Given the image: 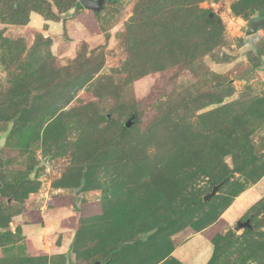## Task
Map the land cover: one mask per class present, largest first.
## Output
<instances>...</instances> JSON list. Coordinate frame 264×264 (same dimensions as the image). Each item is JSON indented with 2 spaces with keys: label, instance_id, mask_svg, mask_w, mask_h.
<instances>
[{
  "label": "rangeland",
  "instance_id": "1",
  "mask_svg": "<svg viewBox=\"0 0 264 264\" xmlns=\"http://www.w3.org/2000/svg\"><path fill=\"white\" fill-rule=\"evenodd\" d=\"M263 14L0 0V264H264Z\"/></svg>",
  "mask_w": 264,
  "mask_h": 264
},
{
  "label": "water",
  "instance_id": "2",
  "mask_svg": "<svg viewBox=\"0 0 264 264\" xmlns=\"http://www.w3.org/2000/svg\"><path fill=\"white\" fill-rule=\"evenodd\" d=\"M106 1H109V0H82L81 4L86 10L99 12L102 9L103 3ZM263 27H264V14L259 17L249 20L246 31H245V36H251V35L256 34L257 31H259ZM107 118L109 119L110 117L107 116ZM130 124H131V121H127V123L125 124V127L129 128ZM219 186L220 185H214L212 187L211 192L203 197V201L204 202L209 201L211 197H213L216 194L217 190L219 189ZM94 264H102V263L95 262Z\"/></svg>",
  "mask_w": 264,
  "mask_h": 264
},
{
  "label": "trees",
  "instance_id": "3",
  "mask_svg": "<svg viewBox=\"0 0 264 264\" xmlns=\"http://www.w3.org/2000/svg\"><path fill=\"white\" fill-rule=\"evenodd\" d=\"M82 1V0H81ZM90 11V10H89ZM127 123V122H126ZM125 123V124H126ZM125 124L123 125V129L124 130H126V129H128V128H126L125 127ZM204 197V196H203ZM203 197H202V201H203ZM241 228H246V225H244V226H241ZM234 232H235V230H233V231H231L230 232V234H229V236H232L233 234H234ZM223 250H224V248H216V250L213 252V255H212V258H211V260H210V264H211V262H213L214 260H216L217 258H218V256H219V254L221 253V252H223Z\"/></svg>",
  "mask_w": 264,
  "mask_h": 264
}]
</instances>
